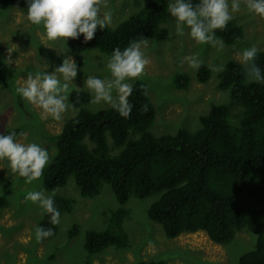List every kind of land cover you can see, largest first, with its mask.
Listing matches in <instances>:
<instances>
[{"label": "trees", "instance_id": "1", "mask_svg": "<svg viewBox=\"0 0 264 264\" xmlns=\"http://www.w3.org/2000/svg\"><path fill=\"white\" fill-rule=\"evenodd\" d=\"M16 1L0 0V6ZM172 2H152L117 27L98 30L92 41L83 43L82 36L68 38L67 46L73 53L96 50L109 58L113 49L122 50L132 41L163 42L169 36L164 25ZM243 35V27L233 19L223 30L215 31V37L225 45L240 42ZM255 63L261 68L260 81H248L246 71L233 60L218 75L217 89L228 92L240 109L238 125L231 123L228 105L211 103L209 112L199 118L201 128L194 133L181 129L174 135L154 136L151 129L156 110L141 80L132 84L128 100L133 107L128 118L112 107L91 112L87 109L92 100L90 91L70 92L69 103L77 114L58 135L50 137L56 154L38 180L53 195L60 219L75 205L72 198L54 195L69 178L74 179L85 199L97 198L105 185L111 186L119 207L111 212L105 230L87 232L84 248L88 264L93 255L109 248L130 246L123 230L129 216L126 205L132 197L155 195L159 200L149 207L147 216L163 228L167 238L204 232L213 243L226 246L236 233L245 231L255 236V245L239 258L238 264H264V52H258ZM195 77L199 83H206L210 78L208 66L201 64ZM173 82L178 90H186L191 79L178 73ZM6 85L7 74L0 57V87ZM20 131L9 128L4 133L15 132L17 139ZM108 137L114 149L122 148L119 154H111ZM49 215L44 212L38 226L51 228L53 234L43 239L53 238L58 230V224L49 222ZM78 230L77 225L73 226L69 236L74 237Z\"/></svg>", "mask_w": 264, "mask_h": 264}, {"label": "rangeland", "instance_id": "2", "mask_svg": "<svg viewBox=\"0 0 264 264\" xmlns=\"http://www.w3.org/2000/svg\"><path fill=\"white\" fill-rule=\"evenodd\" d=\"M158 1L106 0L107 7L103 10L111 13L108 27H117L133 13ZM233 20L244 29L243 39L233 45H225L217 37L222 46L199 44L188 35L187 29L178 34L174 18L170 15L164 25L169 31L168 38L160 43L153 40L142 43L141 50L148 64L144 74L130 82L133 84L141 80L146 84L149 99L156 110L151 129L154 136L174 135L181 129L192 133L198 131L201 128L199 118L209 112L211 103L228 105L231 108V123L238 125L240 109L234 106L228 92L217 89L218 75L233 60L246 71L248 81H257L248 75L251 64L244 63L241 54L252 46L258 52H264V17L250 12L241 3L240 10L233 13ZM8 49L12 52V64L8 66L3 63L7 85L0 87V134L9 128H20L16 140L38 143L48 151L52 161L56 145L50 141V137L58 135L77 111L70 108L61 115V119L56 120L22 100L15 88L23 83L29 72L51 71L59 66L65 55H70L78 64L74 84L86 91L82 87L84 76L110 78L106 67L109 58L96 50L73 53L60 40L48 41L43 29L28 21L24 0L0 6L2 62L8 55ZM185 56H195L200 65L208 66L210 78L206 83L201 84L196 80L197 68L190 67L183 59ZM178 73H185L191 79L186 90L175 87L173 80ZM108 108L111 106L103 102H90L87 106L91 112ZM107 140L111 154L122 151V148L112 147L109 137ZM0 167H6V162ZM34 190H43L46 196L51 195L43 189L42 180L25 183L10 170L0 169V264H88L89 258L84 248L87 232L105 230L111 212L119 207L111 186L105 185L97 198L85 199L80 196L74 179L69 178L67 185L55 190L54 195L74 199L73 211L61 216L53 238L40 241L36 240L34 230L44 211L37 203L25 199L27 193ZM158 200L159 195L146 199L132 197L126 205L129 216L123 224L130 246L126 249L109 248L93 255L91 264H138L161 260L167 264H238L239 258L254 248L255 236L245 231L236 233L233 241L226 246L213 243L204 232L167 238L163 228L147 216L149 207ZM75 225L79 230L71 238L69 233Z\"/></svg>", "mask_w": 264, "mask_h": 264}, {"label": "clouds", "instance_id": "3", "mask_svg": "<svg viewBox=\"0 0 264 264\" xmlns=\"http://www.w3.org/2000/svg\"><path fill=\"white\" fill-rule=\"evenodd\" d=\"M28 21L43 29L48 41H62L68 44V39H79L82 42L92 41L98 30L103 31L111 24V13L104 11L106 0H24ZM241 3L252 13L264 17V0H173L168 4L167 12L174 18L178 34L185 29L188 35L199 44L222 46L215 37L216 30H223L233 19V13L240 10ZM143 42L132 41L122 50L113 49L107 69L110 78L101 79L97 76H84L83 88L92 95V103L101 102L110 105L121 117L128 118L132 104L128 97L133 92L130 81L144 74L148 60L145 58L141 45ZM50 48V47H46ZM54 49L55 48H50ZM11 51L3 60L5 65L12 64ZM63 53L59 52L58 54ZM242 61L251 64L248 75L259 81L261 68L255 63L258 49L255 46L242 51ZM190 67L199 68L200 62L195 56H185ZM82 71V69H80ZM78 74L76 60L65 55L59 66L51 71L35 74L29 72L22 84L15 88L22 100L42 110V114L59 120L61 115L73 106L68 103L71 91H80V86L74 84ZM115 93V95L113 94ZM6 162L7 169L12 174L24 178L25 183H32L42 177L45 167L50 164V156L46 149L38 143H21L16 140L15 132L0 134V164ZM8 175V173H7ZM26 200L37 203L44 212L50 214L52 225L60 223V212L55 207L53 195H45L43 190L27 193ZM35 238L40 241L53 234L51 228L38 226L34 230Z\"/></svg>", "mask_w": 264, "mask_h": 264}]
</instances>
